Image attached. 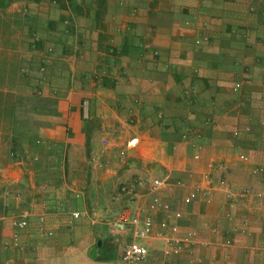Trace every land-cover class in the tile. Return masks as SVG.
Segmentation results:
<instances>
[{"label":"crops","instance_id":"obj_1","mask_svg":"<svg viewBox=\"0 0 264 264\" xmlns=\"http://www.w3.org/2000/svg\"><path fill=\"white\" fill-rule=\"evenodd\" d=\"M116 1L0 10V264H124L134 216L145 264H264V0Z\"/></svg>","mask_w":264,"mask_h":264},{"label":"built area","instance_id":"obj_2","mask_svg":"<svg viewBox=\"0 0 264 264\" xmlns=\"http://www.w3.org/2000/svg\"><path fill=\"white\" fill-rule=\"evenodd\" d=\"M67 21L64 22V25H67ZM199 42H197L198 44ZM46 61H49L46 58ZM236 91V89H234ZM196 94V90L194 88H189L184 91V95H194ZM81 111L84 117L87 116V101L83 100L81 103ZM262 169L254 170L255 174L262 173ZM165 184V180L155 179H135L130 183L123 184L118 187L116 193L113 196L115 201H120L122 199L132 200L135 196V189L137 187H148L151 191H156L160 189ZM210 191L207 190V193ZM249 196V192L247 190H241L238 192H229L227 193V197L235 200L236 202L243 201ZM72 217L74 219L85 217L90 220V223H95V215L94 213L90 215L87 212H74L72 213ZM106 225L108 227V232L112 236H117L116 225L112 221H106ZM130 225L132 227V235L133 239L129 242H126L121 245V257L124 264H145L146 260L150 256H157L160 251L157 249H150L148 246L142 244L143 241H146L152 234L153 223L150 218H140L138 216H134ZM11 226L15 229H23L27 226L26 218L22 217H13L11 219ZM159 228L162 232H166L167 234L161 233V237L163 238L165 249V254L168 253H176L178 248L183 244L184 240L178 237L177 232L178 229L176 226L168 225L167 223H161Z\"/></svg>","mask_w":264,"mask_h":264},{"label":"trees","instance_id":"obj_3","mask_svg":"<svg viewBox=\"0 0 264 264\" xmlns=\"http://www.w3.org/2000/svg\"><path fill=\"white\" fill-rule=\"evenodd\" d=\"M17 1H26L33 5H44L47 3L55 2L57 3L58 0H0V9H5L10 4L17 2ZM85 4H93L98 7V9H105L107 0H82Z\"/></svg>","mask_w":264,"mask_h":264},{"label":"rangeland","instance_id":"obj_4","mask_svg":"<svg viewBox=\"0 0 264 264\" xmlns=\"http://www.w3.org/2000/svg\"><path fill=\"white\" fill-rule=\"evenodd\" d=\"M61 1L62 0H58V2H61ZM120 1L121 0H119L118 2L116 1L115 3L118 5V3H120ZM141 1L142 2L140 3V6L145 7V8L148 7V8H150V11H152L158 4L165 2V0H146V1L145 0H141ZM0 10H3V9H0ZM152 14L154 15L155 13L154 12H150L149 13L150 18L152 16ZM157 18L160 19V20L165 19L164 16H160V17L158 16ZM4 20H5V14H4V12L0 11V29L1 30H5V28H4V25H5ZM0 48H1V51H2L3 48L2 47H0Z\"/></svg>","mask_w":264,"mask_h":264},{"label":"water","instance_id":"obj_5","mask_svg":"<svg viewBox=\"0 0 264 264\" xmlns=\"http://www.w3.org/2000/svg\"><path fill=\"white\" fill-rule=\"evenodd\" d=\"M99 245H100V243L97 244V246H99ZM95 254H96V249L93 248V249L90 251L89 256L94 258V257H95Z\"/></svg>","mask_w":264,"mask_h":264}]
</instances>
